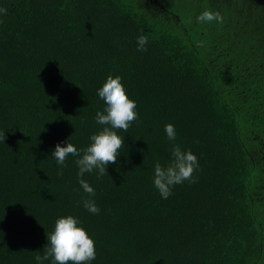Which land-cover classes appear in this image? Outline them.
<instances>
[{"label":"trees","instance_id":"16d2710c","mask_svg":"<svg viewBox=\"0 0 264 264\" xmlns=\"http://www.w3.org/2000/svg\"><path fill=\"white\" fill-rule=\"evenodd\" d=\"M151 1L0 0V264H38L67 215L94 239L88 264H264V0ZM109 75L138 119L108 173L80 177L52 153L102 130ZM175 145L199 167L165 199L155 165Z\"/></svg>","mask_w":264,"mask_h":264},{"label":"clouds","instance_id":"9594fccd","mask_svg":"<svg viewBox=\"0 0 264 264\" xmlns=\"http://www.w3.org/2000/svg\"><path fill=\"white\" fill-rule=\"evenodd\" d=\"M6 11V9H0V12L6 13ZM197 20L205 23L212 21L222 23L223 17L219 12L205 10L197 17ZM147 43L146 36H139L137 50L147 51ZM98 96L105 102L106 108L103 112H97L96 122L104 127L90 137L92 143L86 149L78 150L69 139L66 146L58 143L52 153L60 166H65L69 155L78 157L75 163L79 168L80 177L94 169L98 170L101 177L105 172L108 173L107 166L117 163L124 145V137L119 135L117 130L127 133L131 123L138 119V113L135 111L137 102L129 98L121 76L109 75L104 85L98 89ZM165 132L169 140L176 139L173 124H167ZM172 157V161L166 167H162L160 163L155 165L154 185L165 199L172 194L171 189L174 185L181 184L185 180L194 183L193 173L199 167L197 156L190 150L183 151L179 145L173 147ZM59 174H62V170ZM79 183L86 193L95 196L94 188L87 181L81 178ZM83 203L91 213L100 212L94 200L85 199ZM47 240L45 254L43 256L38 254L35 257L38 264H43V261L50 257L52 264H88L96 257L94 239L83 227L82 222L73 215L57 219L54 231L47 234Z\"/></svg>","mask_w":264,"mask_h":264},{"label":"rangeland","instance_id":"374dc122","mask_svg":"<svg viewBox=\"0 0 264 264\" xmlns=\"http://www.w3.org/2000/svg\"><path fill=\"white\" fill-rule=\"evenodd\" d=\"M148 3H150L152 6H154L155 8H157L156 3L154 4L151 0H146ZM161 8H159L158 10H160Z\"/></svg>","mask_w":264,"mask_h":264}]
</instances>
